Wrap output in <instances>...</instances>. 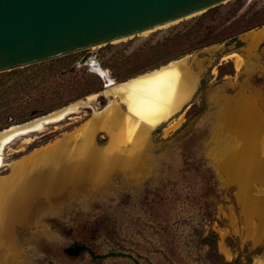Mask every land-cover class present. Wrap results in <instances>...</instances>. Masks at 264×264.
<instances>
[{"label": "rangeland", "instance_id": "rangeland-1", "mask_svg": "<svg viewBox=\"0 0 264 264\" xmlns=\"http://www.w3.org/2000/svg\"><path fill=\"white\" fill-rule=\"evenodd\" d=\"M263 7L264 0H232L127 40L0 74L5 129L78 101L92 105L4 150L0 264H218L201 243L211 232L225 261L264 264V25L237 34L246 25L232 24L234 15ZM204 17L198 43L210 32L226 40L165 64L182 59L195 83L190 101L139 138L140 124L155 120L131 113L140 123L133 138L114 143L110 131L118 126L112 118L96 121L93 111L112 104L127 117L129 110L120 95L104 96L87 61L99 59L117 83L135 79L161 67H149L153 47L196 29ZM220 68L234 73L220 76ZM91 131V143L70 149Z\"/></svg>", "mask_w": 264, "mask_h": 264}, {"label": "water", "instance_id": "water-1", "mask_svg": "<svg viewBox=\"0 0 264 264\" xmlns=\"http://www.w3.org/2000/svg\"><path fill=\"white\" fill-rule=\"evenodd\" d=\"M230 1L232 0H0V74L127 40L203 14ZM87 65L102 80L106 89L104 96L108 97L106 91L119 83L110 77L99 59L92 57ZM85 102L78 101L28 122L11 126L0 131V135L11 128L22 127L65 111L76 103L82 108L92 109ZM73 115L75 113L65 117ZM45 124L48 126L53 123ZM25 135H6L3 141L9 140L4 142L2 151Z\"/></svg>", "mask_w": 264, "mask_h": 264}, {"label": "bare ground", "instance_id": "bare-ground-1", "mask_svg": "<svg viewBox=\"0 0 264 264\" xmlns=\"http://www.w3.org/2000/svg\"><path fill=\"white\" fill-rule=\"evenodd\" d=\"M241 64H242L241 60L237 59L235 61V67L237 69L241 67ZM194 84L195 83L192 81V77L190 73L182 65V63L177 61L172 62L164 67L146 73L135 79H131L126 82L119 83L112 89L106 91V96H109L110 93L112 94L114 93V95L117 94L120 95L122 101L125 103V105L129 110V114H126L127 117L118 113L116 109L113 111L110 110V108H113L114 106L112 104H110L108 107L100 111H94L93 117L94 119H96V121L100 119L106 120L112 118L109 122L115 126H118V128L116 127L117 130L114 131L112 129H111L112 131L108 129V131H110L111 134V139L114 143L116 141H122L133 138L135 132H131L132 131L131 129L132 127L133 128L135 127V124L137 125L140 123H138L139 119L138 120H136L137 118L134 120L132 119V117L134 116L131 113L133 112L137 113L138 117L140 118L145 117L153 121L155 120L153 123H149V124L146 123L147 125L141 126L140 124L141 127L139 126V131L136 134V137L139 138L143 136L145 133H147L149 130H151L152 128L159 125L162 121L166 120L167 117L170 116L173 112L178 111L182 109L184 106H186L193 93ZM85 104L87 106H92L88 101H86ZM81 108L82 107H80V105L76 103L71 108L65 111L53 114L44 119L33 121L30 124L22 127L11 128L5 134H1L0 141L2 142H0V167L2 166L3 163V151H2L3 144L4 142L9 140L7 139L3 141L6 135L8 134L19 135V133H24L26 135H29L32 132H41L47 126L45 122L53 123V124L59 123L67 118L65 117L66 115H69L70 113L76 114L78 111H80ZM115 111L117 113L113 114V112ZM130 115L132 117H130ZM174 125L176 126L177 124ZM175 126L173 127L175 128ZM94 132H96V130ZM92 136H93L92 131L85 132V134H83L81 137L80 136L78 137L79 139L78 142L75 145H72L70 149L76 150L80 146H81L80 148L85 147V145L87 146L88 143H91ZM12 137L14 136H11V138ZM59 147L61 148V146ZM63 147L65 146L63 145ZM65 148H62V151L60 150L58 151L64 152L66 150ZM45 155L48 154L46 153ZM40 157L41 154L34 156L33 159L36 161L39 160ZM43 159H45L44 155H43ZM0 196L2 195L0 194Z\"/></svg>", "mask_w": 264, "mask_h": 264}, {"label": "trees", "instance_id": "trees-1", "mask_svg": "<svg viewBox=\"0 0 264 264\" xmlns=\"http://www.w3.org/2000/svg\"><path fill=\"white\" fill-rule=\"evenodd\" d=\"M212 10L213 9L209 10L208 12ZM256 16H264V7L260 11L251 15L250 17L239 16L238 14L234 15L233 16L234 20L232 21V24H245L246 25L245 27L240 29L237 34H242L249 30L262 27L264 25V18L258 23H254V24L252 23V22H255L253 20ZM204 19L205 17L199 20L198 22L199 27H196V29L192 27V28H189L184 33L177 32L175 35H172L170 38H167V41L164 43V45H157L156 46L157 48L153 47L152 48L153 52L147 54V57L149 58L150 56L149 59L151 60V63L149 66L150 69L152 70L157 69L160 66H163L166 63L174 59H177L182 55L189 54L194 50H198L203 47L213 45L215 43H221L224 40H226L225 38L216 39L215 37H212V32H210V34H208V37H206L205 42L198 43L202 40V37H199V34H201V31L203 30ZM193 32L197 33V35L192 38L191 33ZM234 39H236V37H234ZM170 42L172 45H170ZM183 46L189 47V49H185L186 47L183 48ZM222 70L223 68L219 69L220 76H223L225 74L232 75L234 73V69H231L229 73H223ZM14 72H17V71H12L8 73H14ZM8 126H9L8 124L2 125L0 128L5 129ZM217 238L218 236L214 232H211L208 237H205L201 240V243L204 245H209L211 249L213 250V252L216 253L215 255L219 258L218 264H233V263H229L225 261L224 258L220 254L217 253V247H216ZM260 251L261 249L257 250L258 253Z\"/></svg>", "mask_w": 264, "mask_h": 264}, {"label": "crops", "instance_id": "crops-1", "mask_svg": "<svg viewBox=\"0 0 264 264\" xmlns=\"http://www.w3.org/2000/svg\"><path fill=\"white\" fill-rule=\"evenodd\" d=\"M260 38H261V35H260V34H259V35H256V36L254 37V41H255V42H258Z\"/></svg>", "mask_w": 264, "mask_h": 264}]
</instances>
